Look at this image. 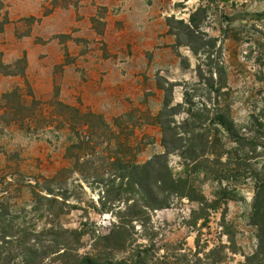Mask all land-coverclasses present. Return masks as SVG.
Returning <instances> with one entry per match:
<instances>
[{
	"label": "rangeland",
	"instance_id": "374dc122",
	"mask_svg": "<svg viewBox=\"0 0 264 264\" xmlns=\"http://www.w3.org/2000/svg\"><path fill=\"white\" fill-rule=\"evenodd\" d=\"M0 59V264H264V0H0ZM75 109L107 124L79 161ZM149 162L167 208L120 176Z\"/></svg>",
	"mask_w": 264,
	"mask_h": 264
},
{
	"label": "trees",
	"instance_id": "16d2710c",
	"mask_svg": "<svg viewBox=\"0 0 264 264\" xmlns=\"http://www.w3.org/2000/svg\"><path fill=\"white\" fill-rule=\"evenodd\" d=\"M197 11H195L194 13L191 14L190 18H189V23L190 25H185L183 24L182 20H175L173 16L167 17L166 19V23L167 26L170 28V31H173V23H178V24H182L183 26H185L187 29H190V26L192 28L195 27V15H196ZM174 35H176L174 33ZM2 62L0 59V72L2 69ZM7 74L10 73H14V72H5ZM23 72H21L20 74L22 75ZM169 90H166V92L168 93ZM59 102H57V105H61L58 104ZM170 101L168 99V97L166 96V99L163 102L162 105V110L160 111V113L157 116V120H158V124L161 126L162 131H166L169 130L168 127V121L163 120V118L165 116H167V112H172V110H174V107H170L169 104ZM36 103L33 102V108L32 110L34 111L36 108ZM66 108H68L67 106H65ZM27 110L28 107L27 106H21V110ZM168 110V111H167ZM75 117L73 118L74 120H69L68 119V126L69 129L75 133L76 135V139L78 140V143L74 146L76 152H73V154H70L71 157L75 160V161H79V158L84 157L85 155H87V150L90 149V145L92 142L93 137H95L97 134V129L101 126V127H106L107 124L103 121V117L99 114H94V113H80L79 110L75 109ZM33 115V114H31ZM28 117H23V116H14L13 121L18 122V121H24L25 119H27ZM215 121L216 123L222 127L224 130H226L227 132L232 129V124L231 122L227 119V117L223 114V113H217L216 117H215ZM108 130V134L110 135L111 131L110 129L107 127ZM81 131V134H80ZM166 143V144H165ZM164 144L166 146H164L166 148L165 152L162 154V156L160 157H156V159H164L169 153H171L169 151V146H167V141H164ZM83 155V156H81ZM162 159V160H163ZM114 161L116 162H121V160L116 157L114 159ZM155 162V161H154ZM163 165L165 170H166V160H163ZM153 163V162H152ZM152 163H148L142 167H138V166H124L121 170V174L120 176L122 178H127V177H131L130 181L132 184V187H135V185H137L142 191H144L145 193V197L147 199H149L148 204H146V207H148V209H161V208H167L168 207V203L166 202V199L164 201L162 200H158V198L154 195V193L151 190V186L150 187H146L145 184H143L142 179L140 178L141 175L139 173V171L145 169V166L147 168V166H150ZM128 164V163H127ZM155 164V163H153ZM130 168L129 171H127V169ZM155 174V175H154ZM153 174V182H149L150 184H153L154 187L156 189H159V192L161 191L162 193H178L175 189V186L177 187L178 185V181H174L170 176L169 178L165 180L164 176L162 175V172L160 170L156 171ZM167 184L169 188L164 189L163 185ZM174 187V188H173ZM147 189V190H146ZM177 196L179 197H186L189 200L192 201H197L198 203H200L202 205V202L198 199L197 196H191L189 194H184L179 193L177 194ZM264 196V183H262L260 186H257V191H256V195H255V200L258 201V204H254V211L252 214V220H253V224L258 225V235H259V243L260 245H263L261 243H264V225L260 222L259 217L264 216V200H261V198H263ZM197 197V198H195ZM260 202V204H259ZM262 205V206H261ZM1 216V213H0ZM197 219V218H196ZM206 220V218H204ZM204 220V221H205ZM204 223V222H203ZM78 236H80V232L75 231L73 232ZM109 239V237H107ZM55 246L52 249L51 254H57V255H64L65 254V250L69 249L68 246H65V244L62 243H57L54 242ZM61 247V248H59ZM263 247L258 249V251L256 252L257 254H262L264 256V250ZM23 255L28 256L29 254L27 253V251L23 250ZM75 264H96V261L93 260L92 258L89 257H81V258H77L75 260ZM112 264V263H111Z\"/></svg>",
	"mask_w": 264,
	"mask_h": 264
}]
</instances>
